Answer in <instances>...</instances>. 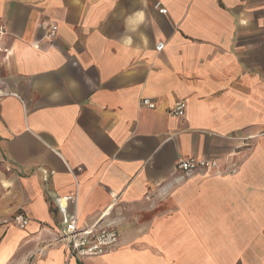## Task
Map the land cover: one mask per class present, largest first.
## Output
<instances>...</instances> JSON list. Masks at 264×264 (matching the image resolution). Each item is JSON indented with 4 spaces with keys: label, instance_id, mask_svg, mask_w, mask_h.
Masks as SVG:
<instances>
[{
    "label": "crops",
    "instance_id": "1",
    "mask_svg": "<svg viewBox=\"0 0 264 264\" xmlns=\"http://www.w3.org/2000/svg\"><path fill=\"white\" fill-rule=\"evenodd\" d=\"M0 26V264H264V0H0ZM68 197L117 250L67 260Z\"/></svg>",
    "mask_w": 264,
    "mask_h": 264
},
{
    "label": "built area",
    "instance_id": "2",
    "mask_svg": "<svg viewBox=\"0 0 264 264\" xmlns=\"http://www.w3.org/2000/svg\"><path fill=\"white\" fill-rule=\"evenodd\" d=\"M159 7V6H157ZM160 14L165 15L166 10L158 9ZM57 32V26L49 25L46 38L52 40ZM5 34L4 27L0 26V36ZM164 45L159 43L156 51H161ZM8 49L0 47V52L8 55ZM1 95V94H0ZM140 106L148 109H154L155 104L149 99L140 100ZM186 105L184 101H178L169 110V115L174 118H183L185 115ZM217 161L198 160L194 158L181 159L177 162L176 170L188 175L197 169L203 170L207 174L218 170ZM76 197L58 198L57 203L60 211L65 214L63 225L56 230L57 240L64 243L66 248L67 260L71 258H95L102 257L118 249L120 244L119 233L110 225H102L99 222L86 229L78 228V215L75 211V205L71 213H67L70 202L75 204ZM13 222L24 228L28 224V219L22 215L13 218Z\"/></svg>",
    "mask_w": 264,
    "mask_h": 264
},
{
    "label": "snow or ice",
    "instance_id": "3",
    "mask_svg": "<svg viewBox=\"0 0 264 264\" xmlns=\"http://www.w3.org/2000/svg\"><path fill=\"white\" fill-rule=\"evenodd\" d=\"M148 154H150V153H146V154H145V157H147Z\"/></svg>",
    "mask_w": 264,
    "mask_h": 264
}]
</instances>
